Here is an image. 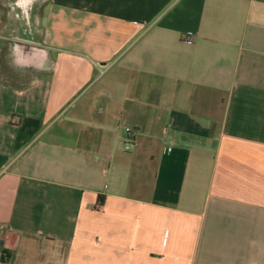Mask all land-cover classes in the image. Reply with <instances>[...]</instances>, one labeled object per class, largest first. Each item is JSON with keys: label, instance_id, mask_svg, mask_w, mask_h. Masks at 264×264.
I'll use <instances>...</instances> for the list:
<instances>
[{"label": "crops", "instance_id": "1", "mask_svg": "<svg viewBox=\"0 0 264 264\" xmlns=\"http://www.w3.org/2000/svg\"><path fill=\"white\" fill-rule=\"evenodd\" d=\"M40 6L0 8V264H264V0Z\"/></svg>", "mask_w": 264, "mask_h": 264}, {"label": "rangeland", "instance_id": "2", "mask_svg": "<svg viewBox=\"0 0 264 264\" xmlns=\"http://www.w3.org/2000/svg\"><path fill=\"white\" fill-rule=\"evenodd\" d=\"M42 0H35L32 5L28 6H20L18 4V0H0V8L7 11H12V13L19 12L22 13L21 10L28 9V13L32 16H36L38 14V8H41ZM0 15L3 16V12L0 11ZM15 20V19H14Z\"/></svg>", "mask_w": 264, "mask_h": 264}, {"label": "built area", "instance_id": "3", "mask_svg": "<svg viewBox=\"0 0 264 264\" xmlns=\"http://www.w3.org/2000/svg\"><path fill=\"white\" fill-rule=\"evenodd\" d=\"M132 139H133V137L131 135H129L128 138H127V141L125 143V146H124L126 149L130 148Z\"/></svg>", "mask_w": 264, "mask_h": 264}, {"label": "bare ground", "instance_id": "4", "mask_svg": "<svg viewBox=\"0 0 264 264\" xmlns=\"http://www.w3.org/2000/svg\"><path fill=\"white\" fill-rule=\"evenodd\" d=\"M30 0H18V4L20 6H25L26 3H28Z\"/></svg>", "mask_w": 264, "mask_h": 264}, {"label": "water", "instance_id": "5", "mask_svg": "<svg viewBox=\"0 0 264 264\" xmlns=\"http://www.w3.org/2000/svg\"><path fill=\"white\" fill-rule=\"evenodd\" d=\"M35 0H30L28 3L25 4V6L32 5Z\"/></svg>", "mask_w": 264, "mask_h": 264}]
</instances>
